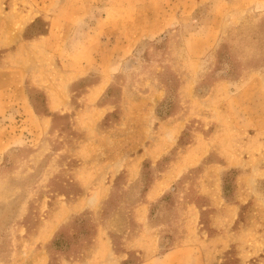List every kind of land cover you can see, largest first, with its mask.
<instances>
[{
  "label": "rangeland",
  "instance_id": "1",
  "mask_svg": "<svg viewBox=\"0 0 264 264\" xmlns=\"http://www.w3.org/2000/svg\"><path fill=\"white\" fill-rule=\"evenodd\" d=\"M0 264H264V0H0Z\"/></svg>",
  "mask_w": 264,
  "mask_h": 264
},
{
  "label": "trees",
  "instance_id": "2",
  "mask_svg": "<svg viewBox=\"0 0 264 264\" xmlns=\"http://www.w3.org/2000/svg\"><path fill=\"white\" fill-rule=\"evenodd\" d=\"M228 174V173H227ZM226 180H227V178L225 177L224 179H223V189L225 190L226 189ZM80 229H83V228H85V226H84V224H83V222L81 223V226L79 227ZM58 245V242H55L54 243V246L56 247Z\"/></svg>",
  "mask_w": 264,
  "mask_h": 264
}]
</instances>
